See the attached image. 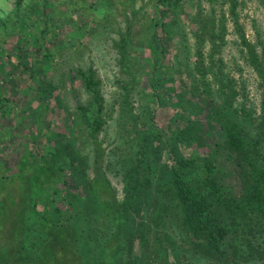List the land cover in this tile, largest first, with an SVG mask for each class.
Here are the masks:
<instances>
[{
	"label": "trees",
	"instance_id": "trees-1",
	"mask_svg": "<svg viewBox=\"0 0 264 264\" xmlns=\"http://www.w3.org/2000/svg\"><path fill=\"white\" fill-rule=\"evenodd\" d=\"M53 1L15 0L12 25L0 19L18 61L0 69V264H264V31L251 19L248 36L242 16L264 0H120L111 43L128 77L124 148L102 138L115 105L94 63L51 75L59 48L49 45L60 34L48 37L62 28ZM95 1L107 11L113 0ZM34 16L43 23L32 32ZM102 18L81 34L108 31L112 15ZM15 70L24 86L10 79ZM143 77L159 107L136 113ZM77 81L85 100L73 111L63 87ZM15 112L29 124V147L2 130ZM9 144L16 154L4 153ZM110 173L122 179L121 196Z\"/></svg>",
	"mask_w": 264,
	"mask_h": 264
},
{
	"label": "rangeland",
	"instance_id": "rangeland-1",
	"mask_svg": "<svg viewBox=\"0 0 264 264\" xmlns=\"http://www.w3.org/2000/svg\"><path fill=\"white\" fill-rule=\"evenodd\" d=\"M54 3H51V9L49 13L55 17V21L61 20L62 28L54 30L51 28V32L49 33V42H52L50 37L55 32H59L60 34V40L57 44H50V49L54 50L55 48H59L56 55L57 59L56 62L58 63V66L56 70H53L51 72V75L56 81H59L62 78V75L67 71L68 66H80V67H87L90 65L91 62L94 63L95 69L98 71V76L103 81V92L107 99V105L112 106L115 105V112H114V120L110 122V124L107 127V132L104 133L102 136L103 139L109 140V139H116V144L119 146H122L124 148V144H121V140L119 137V134L121 133V128L119 126V123L126 125V127L130 126V122L126 120H120L119 118V111L121 109V102H122V85L124 82L128 81V77L125 76L121 71L119 66L116 64L117 61L115 59V53L112 48L111 39H116V34L113 33L112 30L117 28V25L123 24V6L120 4V0H113L112 6H108L107 11L101 4H97L95 0H54ZM67 4V5H65ZM92 4L95 5V7H92ZM138 5H141L142 2L138 0ZM100 8L99 10L95 11V9ZM14 9H15V0H0V19L2 22L8 23V25H12V21H9V19H13L14 15ZM109 9V10H108ZM26 10V9H22ZM99 14L100 16L95 17L94 13ZM106 13L109 15H112V22L111 25H113L111 28H108V31L103 32L96 27V32H91V34H81L83 31V28L85 27V21L91 22L87 26L92 25L93 20H103L102 14ZM86 16V19L83 17ZM243 16V22L246 25L247 28V34L248 36L253 35V29L251 26V19H255L257 23L261 26V28L264 31V10L259 9L256 5H251L250 7H246L244 11H242ZM14 20V19H13ZM36 20V17L34 16L33 20H29V23L33 26L31 28V31L34 32L36 26L40 27L42 26L40 23V26L34 23ZM117 24V25H116ZM36 25V26H34ZM96 25V24H95ZM0 23V69L1 64L3 63L7 68L11 69V63L17 64L18 61L15 58L14 53V47L12 46L14 41L5 37L4 32L12 33V29H2ZM53 27V23L50 24V27ZM35 27V28H34ZM113 28V29H112ZM112 29V30H111ZM3 30V31H2ZM99 31V32H98ZM135 31H140V25L137 24L135 26ZM32 35V33H31ZM38 35V33H36ZM233 38V36H229V39ZM13 41V42H12ZM55 41V40H54ZM53 41V42H54ZM149 53V50L147 51ZM31 58V57H30ZM140 60V64L143 62L141 59V55L138 57ZM137 60V65H138ZM4 74H8V70ZM139 78L142 77V74L138 76ZM10 79L18 80L21 86H24L25 78L23 77L22 73L20 71H13L11 73ZM3 76L0 73V82H2ZM146 79L143 77L140 81V84L134 89L133 95H132V101L135 108V112L138 113L140 111V107L143 105H152L153 108H158L159 104L153 103V101L150 99V95L153 94L152 90H146ZM119 81V82H118ZM183 78H178L176 80L175 85L176 86H183L185 84ZM76 87L72 88L69 82H66L63 87V96L66 98L69 106L73 109L76 108L77 104L79 102H82L85 100V96L82 92V88L80 83L76 82ZM11 88V87H10ZM9 86L7 90L10 89ZM23 88V87H22ZM150 94V95H149ZM176 99L178 101H183L182 95L178 93ZM175 94V95H176ZM174 96V95H173ZM18 98H15V96H11V100H13L15 103L19 102L21 100L20 95L17 96ZM175 99V100H176ZM175 100L172 102L174 103ZM20 113H14L12 116H10L13 121H5V123L2 124V130H10L13 131V137H10L13 142H15L18 147L21 146L22 148L29 147V141L25 138V136L28 134V127L29 124L23 120V117H21ZM170 117V116H169ZM56 121L54 122V127H63V122L60 120L59 116H55ZM119 118V120H118ZM202 118V117H201ZM204 119V117H203ZM126 122V123H125ZM165 119L162 120L161 117H158L156 120V124L159 127V129L165 130L166 127ZM8 131V132H10ZM119 137V138H118ZM12 144H9L6 146L7 148L4 149V153H9V151H12ZM14 147V146H13ZM9 150V151H8ZM15 150V149H14ZM23 151V150H22ZM12 153H17V151H12ZM11 154V153H10ZM112 183L116 187V189L119 191L120 196L122 195V189H123V182L121 177L115 176V174L110 173L109 174Z\"/></svg>",
	"mask_w": 264,
	"mask_h": 264
}]
</instances>
